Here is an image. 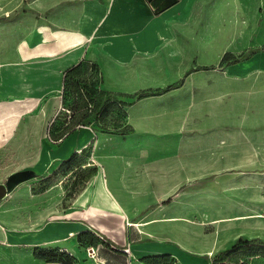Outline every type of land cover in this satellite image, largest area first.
I'll use <instances>...</instances> for the list:
<instances>
[{"label": "crops", "instance_id": "1", "mask_svg": "<svg viewBox=\"0 0 264 264\" xmlns=\"http://www.w3.org/2000/svg\"><path fill=\"white\" fill-rule=\"evenodd\" d=\"M237 27L257 28L259 33L252 46L237 55L225 50L218 63L225 53L247 54L243 60L264 56V0H0V148L21 129L35 134L39 127L41 150L31 170H57L95 136L86 127L90 124L56 142L48 136L62 107L66 69L81 61L94 63L98 87L124 94L121 98L132 104L179 88L192 72L214 69V64L185 69L183 64L177 80L155 87L182 80L177 88L138 100L130 97L154 89V77L168 73L176 55L188 59L191 43H213L208 35H221L224 29L232 34ZM209 66L213 68L202 69ZM104 172V178L95 176L65 209L56 188L30 197L24 191L29 205L23 209L0 205V250L23 244L65 251L71 255L70 264H81L78 251L86 254V248L93 246L97 258L107 264H211L209 251L229 249L222 248L220 237L212 241L195 230L198 223L184 207L162 202L133 216L112 192L111 170ZM19 190L12 198H19ZM39 200L41 207L35 204ZM201 239V245L193 243ZM35 257L40 264L48 258L38 253ZM26 261L21 264H30L28 257Z\"/></svg>", "mask_w": 264, "mask_h": 264}, {"label": "rangeland", "instance_id": "2", "mask_svg": "<svg viewBox=\"0 0 264 264\" xmlns=\"http://www.w3.org/2000/svg\"><path fill=\"white\" fill-rule=\"evenodd\" d=\"M262 20L260 16L257 25ZM223 31L206 37L213 43H191L189 58L176 55L175 66L154 77L151 85L177 80L183 64V69L201 64H214V69L192 72L179 88L124 107L122 124L132 127L131 132L86 126L95 136L76 165L67 164L55 174L31 170L43 133L39 127L35 134L21 129L0 148V185L5 187L0 205L23 209L29 205L24 191L30 197L56 188L65 209L95 176L104 178L109 169L114 196L133 216L155 204H175L190 211L200 234L212 241L220 237L222 248H230L236 237L264 241V56L219 64L225 50L237 55L252 46L259 33L249 27L233 28L232 34ZM44 177L49 179L42 182ZM16 189L20 192L15 199ZM203 240L193 243L201 245ZM40 250L23 244L1 249L0 264L27 263L26 257L30 264H40L35 257ZM216 254L208 252L211 264ZM249 254L236 252L219 264H264V252ZM77 255L81 264L92 263L85 251ZM235 259L238 262L228 261Z\"/></svg>", "mask_w": 264, "mask_h": 264}, {"label": "trees", "instance_id": "3", "mask_svg": "<svg viewBox=\"0 0 264 264\" xmlns=\"http://www.w3.org/2000/svg\"><path fill=\"white\" fill-rule=\"evenodd\" d=\"M247 57V54L234 56L231 53H225L220 64L236 63ZM212 68V66H209L202 69ZM99 79L98 68L94 63L87 61H81L63 72L62 107L48 129V136L52 141L56 142L72 133L77 127L87 124H91L106 132L126 134L131 131L128 125L123 126L122 124V118L125 114L124 107L129 105L130 102L121 98L124 94L100 89L98 87ZM181 83L182 80L164 88L142 89L130 97L133 100H138L152 95L163 94L177 88ZM80 153H73L60 164L57 170L65 167L67 164H78L81 158ZM48 179L49 177H44L41 180L45 182ZM82 237L80 236V238ZM245 251L249 252L251 256L258 254L260 251L264 252V241L255 238L248 240L238 238L229 249L216 254L212 259V264H219V262L225 261L229 257L231 258L236 252ZM38 254L46 258L48 257L47 259H58L66 264H70L71 255L65 251L40 250ZM228 261L233 263L238 262L237 259Z\"/></svg>", "mask_w": 264, "mask_h": 264}, {"label": "built area", "instance_id": "4", "mask_svg": "<svg viewBox=\"0 0 264 264\" xmlns=\"http://www.w3.org/2000/svg\"><path fill=\"white\" fill-rule=\"evenodd\" d=\"M124 251H127V249H124ZM86 254L88 258L93 260L92 264H107L105 261H102L97 258L96 249L93 246H88L86 248ZM42 264H66V263L58 259H46L42 262Z\"/></svg>", "mask_w": 264, "mask_h": 264}, {"label": "water", "instance_id": "5", "mask_svg": "<svg viewBox=\"0 0 264 264\" xmlns=\"http://www.w3.org/2000/svg\"><path fill=\"white\" fill-rule=\"evenodd\" d=\"M5 187L3 185H0V197L4 194Z\"/></svg>", "mask_w": 264, "mask_h": 264}]
</instances>
